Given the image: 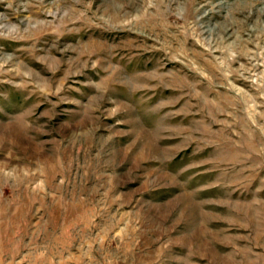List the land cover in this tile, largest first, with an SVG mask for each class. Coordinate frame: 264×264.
<instances>
[{"label":"rangeland","instance_id":"374dc122","mask_svg":"<svg viewBox=\"0 0 264 264\" xmlns=\"http://www.w3.org/2000/svg\"><path fill=\"white\" fill-rule=\"evenodd\" d=\"M0 264H264V0H0Z\"/></svg>","mask_w":264,"mask_h":264}]
</instances>
